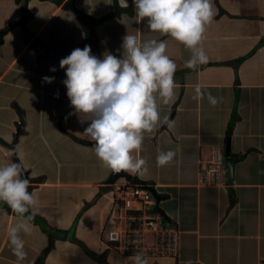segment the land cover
<instances>
[{
  "label": "crops",
  "instance_id": "1",
  "mask_svg": "<svg viewBox=\"0 0 264 264\" xmlns=\"http://www.w3.org/2000/svg\"><path fill=\"white\" fill-rule=\"evenodd\" d=\"M68 3L93 27L66 9ZM212 3L214 16L201 41L209 59L184 72L193 69L184 63L190 50L149 30L132 0L126 7L124 0H30L28 5L0 0V35L6 31L0 43V163L19 159L28 191L37 198L29 209L31 231L21 233L26 252L21 261L7 234L19 217L0 201V264H102L101 254L107 264H131L132 254L109 245L105 231L113 211L112 184L134 176L165 197L160 208L179 234L175 256L147 257L148 264H182L188 258L193 264H264V0ZM21 22L28 34L16 26ZM126 31L140 41L167 42L166 52L177 65L174 97L158 107L173 123H158L134 150L145 159V172L121 170L130 178L110 183L114 170L101 163L93 142L79 131L87 121L78 122L75 114L65 119L72 106L59 60L85 44L93 54L97 48L99 56L105 50L119 56ZM45 75L55 79L45 82ZM197 84L218 96V103L194 98ZM227 138L230 155L241 158L233 165L232 184L198 186L202 162L218 154L224 163ZM167 149L175 151L173 159L157 165L158 151ZM152 241L148 237V244Z\"/></svg>",
  "mask_w": 264,
  "mask_h": 264
},
{
  "label": "clouds",
  "instance_id": "2",
  "mask_svg": "<svg viewBox=\"0 0 264 264\" xmlns=\"http://www.w3.org/2000/svg\"><path fill=\"white\" fill-rule=\"evenodd\" d=\"M127 2L124 0L125 7ZM132 4L137 17L147 18L149 30L170 36L190 50L184 62L188 68L207 63L209 56L201 41L214 16L212 0H132ZM166 48L164 39L140 41L126 31L119 56L108 50L97 56L85 44L59 60L65 73L61 82L72 106L65 119L75 114L78 122L87 121L79 131L93 142L92 150L101 163L116 172H145L146 161L134 150L140 149L145 132L161 122L169 126L173 123L166 115L161 117L158 107L174 97L173 75L177 65ZM55 70V66L50 68ZM54 79L49 75L42 77L49 83ZM202 96L212 105L220 99L195 85L194 98ZM174 155L173 149L158 151L157 165H165ZM29 183L19 159L0 163V201L19 217L7 228L9 247L17 261L26 255L21 233L31 231L33 216L29 209L37 204L36 196L28 191ZM130 260L131 264H148L142 252H134ZM182 264H193V260L185 259Z\"/></svg>",
  "mask_w": 264,
  "mask_h": 264
},
{
  "label": "built area",
  "instance_id": "3",
  "mask_svg": "<svg viewBox=\"0 0 264 264\" xmlns=\"http://www.w3.org/2000/svg\"><path fill=\"white\" fill-rule=\"evenodd\" d=\"M226 168L222 158L213 154L198 169V186H222L226 184ZM146 186L123 179L112 184L113 211L106 228V241L121 253L142 252L146 257L175 256L178 231L156 210V201ZM154 186V185H152ZM152 236V244L147 239Z\"/></svg>",
  "mask_w": 264,
  "mask_h": 264
},
{
  "label": "water",
  "instance_id": "4",
  "mask_svg": "<svg viewBox=\"0 0 264 264\" xmlns=\"http://www.w3.org/2000/svg\"><path fill=\"white\" fill-rule=\"evenodd\" d=\"M26 5H28V3L30 2V0H24ZM66 9L70 10L71 12H73L80 20H82L86 25H88L89 27H93L94 22L91 21L90 19H88L87 17H85L82 13H80L78 10L75 9L74 5L72 3H68L66 5ZM16 26L20 27L26 34H28L27 28H26V22H21L18 23ZM33 47L35 48V50L38 52V55L42 54V50L40 48L39 42L35 41L33 44ZM95 55L99 56V50L96 48L95 49ZM193 69H189L186 70L184 72H189ZM184 72L178 73V74H182ZM241 158L236 157V156H232L230 155V149H229V138H227L226 141V148H225V158H224V163L226 165V180H227V184L231 185L233 182V165L235 164V162H237L238 160H240ZM17 160V159H16ZM24 170V169H23ZM24 175L27 176L28 178V174L27 172L24 171ZM119 177H125V178H130L129 175L125 174L124 172H116L114 171L111 178H110V183L114 182L117 178ZM132 181L134 183L140 184L143 183L141 182L136 176H134L132 178ZM146 188L152 192L155 201H156V210L165 218L167 219V216L165 215L164 211L160 208V203L162 200L165 199V197L159 193L158 189L155 186H146ZM231 192V190H230Z\"/></svg>",
  "mask_w": 264,
  "mask_h": 264
},
{
  "label": "trees",
  "instance_id": "5",
  "mask_svg": "<svg viewBox=\"0 0 264 264\" xmlns=\"http://www.w3.org/2000/svg\"><path fill=\"white\" fill-rule=\"evenodd\" d=\"M60 2V1H59ZM6 33V31L4 32V34ZM4 34L3 35H0V43H2V38H3V36H4ZM3 203V202H2ZM113 247V246H112ZM104 256H105V254H101L100 255V259H101V261H102V264H107L106 262H105V258H104ZM99 257V256H98Z\"/></svg>",
  "mask_w": 264,
  "mask_h": 264
},
{
  "label": "rangeland",
  "instance_id": "6",
  "mask_svg": "<svg viewBox=\"0 0 264 264\" xmlns=\"http://www.w3.org/2000/svg\"><path fill=\"white\" fill-rule=\"evenodd\" d=\"M84 208V207H83ZM70 214H72V213H70ZM149 239H152V236H149Z\"/></svg>",
  "mask_w": 264,
  "mask_h": 264
}]
</instances>
